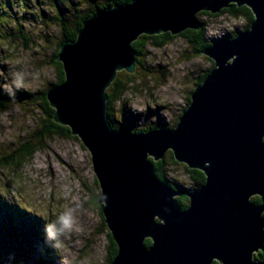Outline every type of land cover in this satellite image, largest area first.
<instances>
[{"label": "water", "instance_id": "water-1", "mask_svg": "<svg viewBox=\"0 0 264 264\" xmlns=\"http://www.w3.org/2000/svg\"><path fill=\"white\" fill-rule=\"evenodd\" d=\"M248 7L254 20L234 39L203 51L213 62L170 129H112L107 89L134 73L140 36L199 30L200 12ZM56 60L65 81L47 94L53 119L90 152L98 205L117 245L111 264H264V0H133L98 12ZM171 152L205 181L185 192L160 180L153 163ZM260 198V204L252 201ZM150 240L151 244H146Z\"/></svg>", "mask_w": 264, "mask_h": 264}, {"label": "rangeland", "instance_id": "rangeland-1", "mask_svg": "<svg viewBox=\"0 0 264 264\" xmlns=\"http://www.w3.org/2000/svg\"><path fill=\"white\" fill-rule=\"evenodd\" d=\"M70 1L77 0H0V8H9V23L15 19L12 26L0 27V36L3 32L5 37H0V94L7 97L0 98V105L6 107H0V157L12 153L41 125V99L26 104L19 101L18 93L40 98L58 81L50 62L62 38L55 24L63 16L73 26L74 16L68 8L60 13L55 2L62 7ZM198 16L212 42L247 26L244 18L227 14L213 17L202 12ZM151 42H145L146 57L136 64L134 73L120 74L132 78L133 88L111 104L117 121L136 131L175 126L196 83L213 65L206 55L196 54L183 36L177 35L163 47ZM185 166H170L167 177L179 189L194 191ZM15 171L0 175V203L9 207L8 213L15 210L14 220L21 212L26 214L33 228H28L26 219H17L16 235L11 237L10 229L0 225V264H16L17 259L26 264H105L108 240L104 231L108 229L100 203L92 201L94 196L99 200L101 189L90 152L80 139L51 137L32 160ZM19 254L21 258L13 256Z\"/></svg>", "mask_w": 264, "mask_h": 264}, {"label": "trees", "instance_id": "trees-1", "mask_svg": "<svg viewBox=\"0 0 264 264\" xmlns=\"http://www.w3.org/2000/svg\"><path fill=\"white\" fill-rule=\"evenodd\" d=\"M133 0H77L76 2L73 3V1H70L69 4L66 6L60 7L57 2L56 8L59 10L60 13L63 12V9L68 8L69 12L71 13L72 16H74V19L72 21L73 26H69L66 24L65 20L62 19L60 21V24L56 22H52L51 24H55L58 26L61 30L62 38L59 41V43H56V51L53 53L52 58H51V64L53 65L55 71L57 72L58 75V81L54 83L51 88L48 89L47 92H42V97H38V95H32L29 93H18L19 96V101H25L27 102H33V100H38V104L41 107L40 110V121L41 125L35 129L34 134H30L19 146H17L12 153H10L7 156L1 155L0 157V175L3 174L5 170H12L16 172L15 170L18 169L21 165H23L26 162H29L30 160L33 159V156L38 152V150L44 148L45 141H47L49 138L54 137V136H60V137H65V138H73L74 136L71 134V131L69 127L67 126H62L56 123L53 119L54 116V109L49 105V102L47 100V94L50 90L55 88L56 86L62 84L65 81V75L63 71V65L62 63L58 62L56 60L60 46L66 42V41H73L76 40L78 32L80 29L83 27L84 23L91 18H93L98 12L103 11L108 8H113L115 6H124L132 3ZM76 3V4H75ZM7 12H9V8L4 5L2 8H0V27L5 26V24H10L12 26L15 22V19L12 21V23H9V20L7 19ZM202 13V12H200ZM199 13V14H200ZM198 14V15H199ZM203 14H207L213 17H219L221 15H229L233 18H244L245 21H247V26L243 31H246L249 29L251 23L254 20V16L252 11L246 7V6H238L236 4L230 5L228 8L223 9L220 13L218 14H211L209 12H203ZM197 15V18L199 17ZM45 16V15H43ZM46 19L44 18L42 22H44ZM198 22L201 24V28L199 30H186L183 33L179 34L180 36L185 37L188 42L193 46V50L196 54H202L204 50L209 48L211 45H213L217 41H226L230 39H234L237 36L238 32L234 30L233 33L227 34L226 36L222 37L220 40H215V41H210L207 36V29H206V24L198 18ZM69 27H68V26ZM3 34V32H2ZM3 36V35H2ZM0 36L2 39H5V37ZM12 37H16L14 34ZM177 36H172L170 33H163L161 35L157 36H140L135 42L132 43V48L136 57V63H141V59L143 57H146L145 53V47L147 46L148 41H152L151 44L154 45L155 47H163L170 42H172ZM26 41L28 39H25ZM11 42V41H10ZM213 67V65H212ZM212 67L207 70V72L202 75V77L198 80L196 83L195 87L200 85L205 78L208 76L210 70ZM123 73V71H120L116 77V79L112 82L111 86L107 89V95H108V100H107V117L108 120L112 126V129L126 132V133H144L148 132L152 129H170L169 126H164V125H157L153 128H142L138 131L132 129L130 125L126 124L123 122L121 124L119 121H117V117L114 114L113 110V105L115 104L118 100H120L126 89L133 88L134 82L131 77H125L122 78L120 74ZM193 92V91H192ZM0 98H7L5 96H2L0 94ZM32 100V101H31ZM190 103V99H188V105ZM27 104V103H26ZM2 109H6L4 105H0ZM187 108V107H186ZM184 109V111L186 110ZM183 111V112H184ZM119 122V123H118ZM178 122H176L177 124ZM173 128V126L171 127ZM153 163L154 167V172L155 175L162 181H165L169 184L170 186L172 185V182H169V179L167 177V170L170 166L173 165H178L173 157V154L171 152H168L165 157L157 162H154L152 159H150ZM8 166V167H7ZM185 170L189 176V178L192 181V185L194 186V189H198L200 186L204 184L205 177L202 172L199 170H194V169H188V167L185 166ZM178 192H180V196L177 198L178 205L182 208L185 209L189 205V199L185 196L186 190H181L178 189ZM185 197V198H184ZM94 203H97L98 201V196H94L92 199ZM91 201V202H92ZM252 201L256 204H260V199L258 198H252ZM1 202V200H0ZM8 208L6 206H3L0 203V225L3 226L7 230V227L10 229V235L11 237L16 235V226L18 225L17 219H26L28 221V228L32 230L33 228V220L29 218L26 214L22 213L16 217V221L14 220V216L12 215L13 212H15L14 209H11V212L8 213ZM102 214V212H101ZM103 217V214H102ZM104 218V217H103ZM106 237L108 240V245H107V251L106 253L108 254L107 256V262L105 264H111L113 258L115 257L117 253V245L114 242L112 236L110 233L106 230ZM35 234V233H33ZM45 239V238H44ZM2 240V238H0ZM146 244H151L150 240L146 241ZM15 258H21V255H13ZM16 258V259H17ZM256 259L263 261L264 262V251H261L257 256L255 257ZM16 264H26V261L22 259H17ZM214 264H217L216 262Z\"/></svg>", "mask_w": 264, "mask_h": 264}, {"label": "bare ground", "instance_id": "bare-ground-1", "mask_svg": "<svg viewBox=\"0 0 264 264\" xmlns=\"http://www.w3.org/2000/svg\"><path fill=\"white\" fill-rule=\"evenodd\" d=\"M1 32V31H0ZM3 35V34H2ZM32 101V100H31ZM26 103V102H25ZM34 105V104H33ZM22 108V107H21ZM8 167V166H7ZM189 169V168H188ZM185 198V197H184Z\"/></svg>", "mask_w": 264, "mask_h": 264}, {"label": "flooded vegetation", "instance_id": "flooded-vegetation-1", "mask_svg": "<svg viewBox=\"0 0 264 264\" xmlns=\"http://www.w3.org/2000/svg\"><path fill=\"white\" fill-rule=\"evenodd\" d=\"M186 196V195H185ZM253 198H258V199H260L259 197H253Z\"/></svg>", "mask_w": 264, "mask_h": 264}, {"label": "clouds", "instance_id": "clouds-1", "mask_svg": "<svg viewBox=\"0 0 264 264\" xmlns=\"http://www.w3.org/2000/svg\"><path fill=\"white\" fill-rule=\"evenodd\" d=\"M65 226H66V227H68V225H67V224H66Z\"/></svg>", "mask_w": 264, "mask_h": 264}]
</instances>
